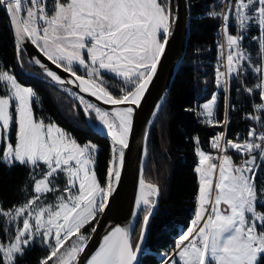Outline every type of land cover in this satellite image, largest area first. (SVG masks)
I'll return each instance as SVG.
<instances>
[{
  "label": "snow or ice",
  "instance_id": "1",
  "mask_svg": "<svg viewBox=\"0 0 264 264\" xmlns=\"http://www.w3.org/2000/svg\"><path fill=\"white\" fill-rule=\"evenodd\" d=\"M220 2V11L214 6L206 15L223 20L224 42L218 45L221 67L215 79L229 99L223 121L216 118L215 93L208 103L197 105V114L210 126L226 128L234 109L230 101L233 79L240 80L237 92L252 96L259 91L261 103L253 104L256 114L244 116L254 122L246 139L241 141L238 134L229 140L222 132L211 142L216 155L196 148L200 208L192 225L177 238L172 253L161 254L160 264H264V211H258V206L264 207V186L256 183L264 166V131L257 130V126L264 129V0ZM0 10L8 18L18 60L30 42L68 74L61 77L40 59L34 60L64 91L70 92L67 85H73L114 106L104 111L79 97L84 112H95L111 140L106 178L101 183L95 172L96 145H80L56 124L37 119L33 89L0 68V164L28 167L33 181L26 202L7 211L0 208V216L15 224L4 229L7 239L0 240V264H16L17 257L37 242L47 251L38 264H74L89 240L81 229L98 224L97 216L105 212L120 181L133 114L158 70L178 15L173 0H0ZM232 20L238 28L236 35L229 31ZM253 27L258 30L252 37L258 46L256 61L242 47ZM249 71L256 77L251 87L245 83ZM113 84L121 95H114ZM162 107L154 105L151 115H158ZM229 151L241 157L239 164ZM140 184L145 186L143 180ZM146 188L131 214L139 218L144 213L135 242L129 228L116 226L87 264H138L137 254L156 205L152 197L159 196L157 185ZM49 195L53 203L47 202Z\"/></svg>",
  "mask_w": 264,
  "mask_h": 264
},
{
  "label": "trees",
  "instance_id": "2",
  "mask_svg": "<svg viewBox=\"0 0 264 264\" xmlns=\"http://www.w3.org/2000/svg\"><path fill=\"white\" fill-rule=\"evenodd\" d=\"M190 35L186 54L179 66L171 84L166 101L150 125L146 158L143 167V178L159 187V202L156 213L151 217L145 245L141 251L138 264H160L161 253H169L176 247L177 238L189 227L196 207L198 193V176L195 171L198 164L196 148H203L205 152L212 151L209 146L210 138L219 127L210 126L203 122L197 114V105L209 100L213 94L217 95L215 105L216 118L223 115V93L216 91L214 83L213 64L218 48L216 45L217 31L220 19L206 15L213 10H221L220 0H189ZM231 25V24H230ZM229 30L236 33L238 28L230 26ZM258 34L253 27L242 41L254 61L258 60V46L252 37ZM13 34L9 27L8 18L0 10V68L15 74L18 82L30 86L34 93L33 111L37 119L46 124L54 123L71 138L83 145L91 142L96 145L95 172L98 181L103 183L110 159V142L107 138L93 131L79 106V104L65 91L49 83L41 76L28 75L20 67L37 72L25 54L18 60L13 46ZM82 74V73H81ZM245 79L251 80V76ZM131 87V85H128ZM238 86L231 83L230 101L234 109L228 114L227 135L232 136L236 131L246 130L249 120L244 119L250 113L249 99ZM114 95H121L116 84L112 85ZM255 99L260 100L259 94ZM90 117L95 121L94 111ZM16 129L13 126L11 139L15 143ZM199 140V145L196 139ZM234 160L241 159L234 152L229 151ZM33 181L30 169L15 165L8 167L0 164V208L7 211L13 206H19L30 198ZM256 183L264 186V166H261ZM49 195L47 201L53 199ZM258 211L264 207L258 206ZM143 212L136 218L132 234L133 242L139 235V224ZM93 224L85 225L81 229L88 237ZM5 228H14L7 222L6 217L0 216V240H6ZM47 255L39 242L28 249L23 257H17L16 264H38Z\"/></svg>",
  "mask_w": 264,
  "mask_h": 264
},
{
  "label": "water",
  "instance_id": "3",
  "mask_svg": "<svg viewBox=\"0 0 264 264\" xmlns=\"http://www.w3.org/2000/svg\"><path fill=\"white\" fill-rule=\"evenodd\" d=\"M186 5H189V0H173L174 11L178 15V20L171 29L172 34L168 40L166 51L161 63L158 66V70L153 77V80L149 85L140 106L136 108L133 114L132 130L128 137L129 147L125 149L124 152L120 181L118 185L115 186L116 190L110 197V201L105 212L102 215L97 216L96 219L98 224H93V227H96V231L93 232L91 230L88 235L89 240L86 247L83 252L78 254L77 262H74V264H87L88 260H90L91 257L99 250L105 235L109 233L110 229L116 226L127 227L133 234L137 217H133L131 214L135 208V202L140 196V181L143 180L145 184H152L145 181L143 178V167L146 158L148 140V135L145 137L144 134L145 132L149 133V128L152 123L148 122L154 121L157 116L151 115L154 111V105L157 103L164 105L176 72L178 71L187 51V44L190 35V10L189 7H186ZM23 53L37 71L34 72L26 70L23 68L22 64L19 63L25 74L41 76L49 83L64 91L60 85L56 84L51 80V78L46 76L44 71L34 62V60L40 59L42 63H44L51 70L57 72L61 77H68L67 73L57 69L56 66L48 61L47 58L39 52L35 45H32L30 42L25 45ZM67 87L71 89V91L65 92H67L79 104L89 127L99 135L107 138L111 145L110 137L106 136V129L103 128L97 119L94 122L91 119L90 114H86L84 112L83 105L80 103L79 97L82 96L85 103H92L104 111H112L114 106L105 104L101 100H97L94 96L90 95V93L80 92L79 89L75 88L73 85H67ZM161 97L164 99H161ZM152 199L156 200V205L153 211L154 215L158 208L159 196L152 197ZM146 238L143 247L145 245ZM141 251L137 254L138 261Z\"/></svg>",
  "mask_w": 264,
  "mask_h": 264
},
{
  "label": "built area",
  "instance_id": "4",
  "mask_svg": "<svg viewBox=\"0 0 264 264\" xmlns=\"http://www.w3.org/2000/svg\"><path fill=\"white\" fill-rule=\"evenodd\" d=\"M222 24H223V20H222V18H221V19H220L219 29H218V31H217V38H216V45H217V48H218V53H217L216 59H215L214 64H213L214 83H215L216 91H219V92L223 93V97H224V102H223V115H222V118L220 119V121H223L224 118H225V107H226V101L229 99V94H228L223 88H218V87H217V85H216V79H215V77H216V69L219 68V67H221V51H220L218 45L224 42V34H223L222 30H221V26H222ZM230 24H231L232 26H235V20H232V21L230 22ZM229 31H230V30H229ZM237 32H238V31H237ZM230 33H231L232 35H236V33H232L231 31H230ZM226 52H227V49H225V53H226ZM224 63H225V64L227 63V61H226V55H225V57H224ZM222 70H223V69H222ZM248 73H249V75L251 76V80H248V81H247V80L245 79V83H246L249 87H251V86H253V84L256 82V77L254 76V74H253L251 71H249ZM246 76H247V73H246L245 77H246ZM250 76H249V77H250ZM232 82H233L234 84H236V85L238 86V88L240 87V80H239V79H233ZM232 82H231V83H232ZM240 92H241L243 95L247 96L248 99H249L248 105H249L250 113H252V114H256V113L253 112V104H254V103H255V104H260V103H261V100H256V99H255V94H256V93L259 94V91L255 92V94L252 95V96L248 95L247 93H245V92H243V91H240ZM259 97H260V95H259ZM200 118H201V120H202L203 122H205L203 117L200 116ZM253 125H254V122L251 121V120H249V123H248L247 128H246V130L244 131V133H243V132L236 131V132H234V133L232 134V136H228V135H227V127H226V128H225V127H219V129L217 130L216 134L213 135V136L210 138L209 146L211 147L212 139H213L215 136H217L218 133H222V132H226L227 139H229V140L234 139V138H237V136H238V134H239V139H240L241 141H243L244 139L247 138V132H248V130H249L251 127H253ZM257 130H258V131H264V129L259 128V126H257ZM211 149H212V151L209 152V153L212 154V155H216V150H214L212 147H211ZM232 152H233V151H232ZM228 155L231 156V154H230L229 152H228ZM231 157H232V156H231ZM234 161H235L237 164H239V163L241 162V159L234 160Z\"/></svg>",
  "mask_w": 264,
  "mask_h": 264
},
{
  "label": "crops",
  "instance_id": "5",
  "mask_svg": "<svg viewBox=\"0 0 264 264\" xmlns=\"http://www.w3.org/2000/svg\"><path fill=\"white\" fill-rule=\"evenodd\" d=\"M201 149L204 151L203 148H201ZM204 152H205V151H204ZM206 153H207V152H206ZM198 165H199V160H198L197 167H198ZM197 167H196V168H197ZM197 176H198V173H197ZM199 189H200V178L198 177V193H197V196H196V207H195V211H194V214H193V216H192L191 222H193V220L195 219V214H196L198 208H200V202H199ZM205 207H207V204L205 205Z\"/></svg>",
  "mask_w": 264,
  "mask_h": 264
},
{
  "label": "rangeland",
  "instance_id": "6",
  "mask_svg": "<svg viewBox=\"0 0 264 264\" xmlns=\"http://www.w3.org/2000/svg\"><path fill=\"white\" fill-rule=\"evenodd\" d=\"M11 74V73H10ZM22 86H25V85H23V84H21ZM130 85V84H129ZM27 87H30V86H27ZM212 98V97H211ZM211 98L209 99V100H207V101H205L204 103H202L201 105H203V104H205V103H208L210 100H211ZM94 114H95V112H94ZM95 121H96V114H95ZM94 121V122H95ZM60 128V127H59ZM61 129V128H60ZM62 130V129H61ZM63 131V130H62ZM64 132V131H63ZM67 134V133H66ZM68 135V134H67ZM15 136H16V134H15ZM69 136V135H68ZM81 145V144H80ZM84 145V144H83ZM96 153V152H95ZM206 153V152H205ZM198 155V154H197ZM198 160H199V156H198ZM198 177L200 178V174L198 173ZM145 180V179H144ZM146 181V180H145ZM148 182V181H147ZM152 184H154V183H152ZM48 203H53L54 202V198L53 199H51V200H49V201H47ZM14 227H15V224H12ZM192 225V222L190 223V225H189V227ZM188 227V228H189ZM187 228V229H188ZM186 229V230H187ZM185 230V231H186ZM184 231V232H185ZM161 254H163V253H161ZM160 260H161V256H160ZM177 260H179V257H177Z\"/></svg>",
  "mask_w": 264,
  "mask_h": 264
},
{
  "label": "bare ground",
  "instance_id": "7",
  "mask_svg": "<svg viewBox=\"0 0 264 264\" xmlns=\"http://www.w3.org/2000/svg\"><path fill=\"white\" fill-rule=\"evenodd\" d=\"M216 134V133H215ZM214 134V135H215ZM148 184H145V186L142 188V186H141V188H140V195H141V193L142 192H145V191H147V188H146V186H147Z\"/></svg>",
  "mask_w": 264,
  "mask_h": 264
}]
</instances>
